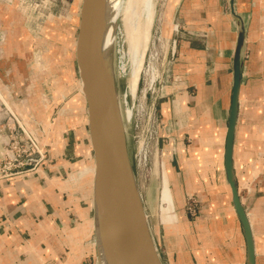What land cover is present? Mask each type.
<instances>
[{"label": "crops", "instance_id": "crops-1", "mask_svg": "<svg viewBox=\"0 0 264 264\" xmlns=\"http://www.w3.org/2000/svg\"><path fill=\"white\" fill-rule=\"evenodd\" d=\"M233 2L238 16L230 15L220 40L215 34L212 50L207 43L178 41L175 60L167 68L171 77L164 80L155 108L161 138L159 163L173 212L161 224L158 235L167 264H246L244 234L223 167L233 53L240 25L244 27V41L232 167L252 230L255 264H264V0ZM3 27L0 12V29ZM6 43L0 40V103L10 99L8 85L19 84V68H24L18 47L8 49ZM168 50L166 47L164 64ZM84 144L91 165L92 150L87 142ZM46 164L51 166L48 161ZM49 170L38 167L0 180V264H49L54 257L49 247L56 242L47 235V229L56 214L63 224L70 225L66 217L72 206L65 201L60 204L62 182ZM188 195L197 200L196 217L185 211ZM82 208L79 205L78 211H83V219L86 213ZM80 240L83 242V237ZM80 240L76 243L81 245ZM75 254L84 257L82 247L75 248ZM65 258L72 259L71 253Z\"/></svg>", "mask_w": 264, "mask_h": 264}, {"label": "rangeland", "instance_id": "rangeland-1", "mask_svg": "<svg viewBox=\"0 0 264 264\" xmlns=\"http://www.w3.org/2000/svg\"><path fill=\"white\" fill-rule=\"evenodd\" d=\"M80 3V0H0L4 23V27L0 29V40L16 38L18 54L22 57L24 67L19 68L18 77H22L19 84L8 85L11 97L3 99V107L11 110L26 133L33 137L41 154L40 163L34 170L41 167L43 171H54L64 190L60 204L65 201L72 206L66 217L70 225L63 224L59 214L51 218L47 235L54 237L56 244L49 247L54 252L49 264H99V246L97 255L93 229L92 164L90 165V158L87 160L84 149V142L90 146L85 123L87 115L85 116L86 108L84 109L74 48ZM126 3L127 0H119L118 5L109 6V18L114 17V21L108 56L118 111L122 117L142 206L160 260L162 264H167L158 235L161 224L173 212L169 188L159 163L161 138L155 144L154 141L147 143L151 153L145 162L142 156L144 147L138 162L136 153L139 146L144 144L143 137L149 126L146 114L153 97L156 99L152 128L153 134H158L159 122L155 108L163 82L156 91L154 87L159 74L162 80L171 77V71L167 73L166 63L163 61L164 51L171 44H168L169 37H174L176 44L180 39H190L197 45L207 43L212 50L213 37L217 33L219 40L221 39L231 13L228 0H150L153 6L152 17L138 37V66L135 67L138 68V77L137 86L132 92L129 84L136 61H133L130 52V27L125 25ZM13 12L19 18L9 25ZM8 30L16 34L9 36ZM12 58L15 59V55ZM165 71L169 74L166 77ZM9 82L11 75L8 84ZM127 109L130 111L129 118L126 116ZM47 161L51 166L46 164ZM79 205L85 209L86 216L83 219V211H78ZM82 221L85 227L81 229ZM41 229L42 232L46 230L44 225ZM82 237L83 242L80 240ZM79 240L81 245L76 243ZM69 247H72L71 251ZM79 247H82L84 257L79 255L78 259L75 248ZM70 253L72 259L66 260V255L70 256Z\"/></svg>", "mask_w": 264, "mask_h": 264}, {"label": "water", "instance_id": "water-1", "mask_svg": "<svg viewBox=\"0 0 264 264\" xmlns=\"http://www.w3.org/2000/svg\"><path fill=\"white\" fill-rule=\"evenodd\" d=\"M228 3L231 15L238 16L233 0H228ZM105 9L106 0H81L75 42V61L85 97L88 138L94 162L93 229L97 255L99 246L107 264H162L150 234L129 157L113 85L110 56L105 60L102 57ZM243 41L244 27L240 25L237 28L233 53L232 90L224 140L223 167L233 207L244 234L246 264H255L252 230L239 197L232 167ZM161 80L159 74L155 91ZM155 99L153 97L149 105L147 120L154 110Z\"/></svg>", "mask_w": 264, "mask_h": 264}, {"label": "built area", "instance_id": "built-area-1", "mask_svg": "<svg viewBox=\"0 0 264 264\" xmlns=\"http://www.w3.org/2000/svg\"><path fill=\"white\" fill-rule=\"evenodd\" d=\"M170 43L168 58L166 61V70L168 66L175 60L174 56L176 40L174 37L170 39ZM166 75L167 74L165 71L164 76L166 77ZM164 80L165 79L161 80V82H164ZM163 86L164 85L162 84L160 87L161 90ZM0 106H2L0 107V144L2 145V151H0V180H5L25 172L33 171L40 163L41 154L35 145L33 137L26 133L22 125L18 122L15 114L11 110L4 108L5 105L3 102L0 103ZM153 113L154 111L152 112V115L149 119V126L147 128L146 134L143 137L144 144L139 146L136 153L137 162L140 161V154L143 147V162L147 160V156H150L151 153L150 149L148 150L147 148V143L154 141L155 144L159 138L158 134H153ZM185 211L191 217H195L199 213L195 196L188 195L186 197Z\"/></svg>", "mask_w": 264, "mask_h": 264}, {"label": "bare ground", "instance_id": "bare-ground-1", "mask_svg": "<svg viewBox=\"0 0 264 264\" xmlns=\"http://www.w3.org/2000/svg\"><path fill=\"white\" fill-rule=\"evenodd\" d=\"M80 2H81V0H80ZM118 2H119V0H106L105 27H104V30H103V33H102V39H101V51H102V57L104 58V60L105 59H108V52H109V49H110L109 48L110 47V45H109V42H110V34H111V31H112L113 21H114V17L113 18H109V6L111 4L116 5ZM151 5L152 4H150V0H127V3H126L125 11L127 12V17L125 18V22H126L125 25H127L128 27H130V47H131L130 52L132 53V57H133V61L134 62L136 61V51H137L136 47L138 45L137 44L138 37L140 36L142 29L145 26H147V24H148V22L150 20V17H152L151 15H152V9H153L152 7L153 6H151ZM119 8H120V6H119ZM18 18H19L18 17V14H15L13 12V18H12V20L10 19L9 25H11L12 22L15 23ZM127 31H126V33H127ZM8 32H9L8 33L9 36L16 34L13 31H9L8 30ZM126 35H125V37H126ZM9 36H8V38H9ZM6 39H7V37H6ZM126 39H127V37H126ZM15 40H16V38L15 39L10 38V39H7L5 41L4 38H3L2 39V42L3 43L4 42H7L6 44H7L8 49L9 48L11 49L13 47H18L17 42ZM75 42H76V40H75ZM127 45H128V42H127ZM74 48H75V46H74ZM136 66H138L137 65V61L134 63V69L132 71V78H131L130 84H129L130 85V89H131L132 92H134L135 85L137 84L136 81H137V77L138 76H137V72L136 71H137L138 68L135 69ZM77 73H78V76H79L78 67H77ZM153 77H155V76H153ZM79 83H80V88H81V91H82V82H81L80 77H79ZM82 94H83V91H82ZM83 96H84V94H83ZM84 99H85V97H84ZM123 101H124V99H123ZM122 103H124V102H122ZM124 114H126V113H124ZM126 116L129 118V116H130V111L129 110L127 111V115ZM91 171H92V174H94V162L93 161H92ZM98 263L99 264H107V261H106V259L104 257V254L102 252L101 247H99Z\"/></svg>", "mask_w": 264, "mask_h": 264}]
</instances>
